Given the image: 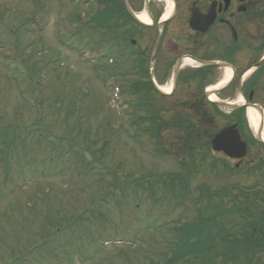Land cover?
Masks as SVG:
<instances>
[{"label": "rangeland", "instance_id": "374dc122", "mask_svg": "<svg viewBox=\"0 0 264 264\" xmlns=\"http://www.w3.org/2000/svg\"><path fill=\"white\" fill-rule=\"evenodd\" d=\"M88 11L69 0H0V264H264L260 227L251 249L233 248L234 262L208 250L181 261L182 229L199 220L209 229L224 212L203 188L264 189V156L250 169L257 178L224 167L220 179L202 140L190 157L175 99L131 76L106 33L90 30ZM255 198L231 192L220 226L250 224L264 212V195Z\"/></svg>", "mask_w": 264, "mask_h": 264}, {"label": "flooded vegetation", "instance_id": "af4514ba", "mask_svg": "<svg viewBox=\"0 0 264 264\" xmlns=\"http://www.w3.org/2000/svg\"><path fill=\"white\" fill-rule=\"evenodd\" d=\"M77 2L89 8L92 29L104 31L110 49L136 68L134 77L150 83L153 66L155 82L172 85L169 97L181 112L204 114L210 121L217 107L203 91L228 74L216 97L234 105L220 113V128L234 126L247 145V155L235 165L246 170L264 156V145L250 141L248 117L253 111L264 132V0ZM200 97L204 106L196 108Z\"/></svg>", "mask_w": 264, "mask_h": 264}, {"label": "water", "instance_id": "95a60500", "mask_svg": "<svg viewBox=\"0 0 264 264\" xmlns=\"http://www.w3.org/2000/svg\"><path fill=\"white\" fill-rule=\"evenodd\" d=\"M212 145L214 150L224 151L231 157H240L244 154V145L240 142L237 132L231 128L223 130L220 136L213 140Z\"/></svg>", "mask_w": 264, "mask_h": 264}, {"label": "bare ground", "instance_id": "6f19581e", "mask_svg": "<svg viewBox=\"0 0 264 264\" xmlns=\"http://www.w3.org/2000/svg\"><path fill=\"white\" fill-rule=\"evenodd\" d=\"M141 20H143V21H147L146 20V18L143 16V17H141ZM228 78V74H226L225 75V77L223 78V81H222V83L226 80ZM169 86H167L164 90H165V92H168L169 91V88H168ZM249 117H250V120H251V125L253 126V127H257V116H256V114L253 112V111H249ZM263 138H264V135H263Z\"/></svg>", "mask_w": 264, "mask_h": 264}, {"label": "trees", "instance_id": "16d2710c", "mask_svg": "<svg viewBox=\"0 0 264 264\" xmlns=\"http://www.w3.org/2000/svg\"><path fill=\"white\" fill-rule=\"evenodd\" d=\"M192 130H194V129H192ZM181 131H184V132H187V133H188V132L190 131V129H188V130H181ZM187 137H188L189 139L194 138V137L191 138L190 135H188ZM195 138H196V137H195ZM192 140H193V139H192ZM263 216H264V213H263ZM251 229H252V228H251ZM251 233H252V232H250L249 235H250ZM251 236H253V234H251ZM199 240H200V237H199V239L197 240V242H198ZM196 245H197V244H196ZM196 245H195V247H196Z\"/></svg>", "mask_w": 264, "mask_h": 264}]
</instances>
